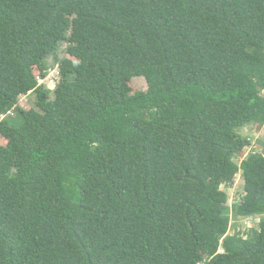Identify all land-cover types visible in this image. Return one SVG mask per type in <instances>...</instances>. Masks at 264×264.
<instances>
[{
  "label": "trees",
  "instance_id": "trees-1",
  "mask_svg": "<svg viewBox=\"0 0 264 264\" xmlns=\"http://www.w3.org/2000/svg\"><path fill=\"white\" fill-rule=\"evenodd\" d=\"M263 121L264 0H0V264H264Z\"/></svg>",
  "mask_w": 264,
  "mask_h": 264
},
{
  "label": "rangeland",
  "instance_id": "rangeland-1",
  "mask_svg": "<svg viewBox=\"0 0 264 264\" xmlns=\"http://www.w3.org/2000/svg\"><path fill=\"white\" fill-rule=\"evenodd\" d=\"M66 44H62L59 48L57 54L51 56L48 60V64L50 67L48 76L46 79L40 81V85H45L47 90L49 91V98L55 99V91L60 81V69H59V61L66 57ZM38 74V72H37ZM128 85L131 88L130 96L141 94L147 92L148 84L143 78H136L132 82H128ZM18 106L24 109H37L36 107V96L35 94H29L28 96H22L18 99ZM13 114V113H11ZM239 134L248 139L250 141V146L246 150V152L240 154L236 161L240 164L248 155L252 153H263L264 154V121L257 125H250L241 131ZM5 145L6 143L3 142ZM222 190L225 191L229 196L228 206L232 208L235 204H237L242 197L244 196V181L239 174L235 182L232 186L226 187L223 186ZM231 229L228 233V236L235 235L236 233H240L241 235L246 234L251 229H257L259 225V218L256 219H241L234 218V215L231 214ZM245 236V235H244ZM246 237V236H245ZM223 250H220L222 253Z\"/></svg>",
  "mask_w": 264,
  "mask_h": 264
}]
</instances>
